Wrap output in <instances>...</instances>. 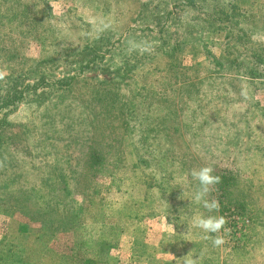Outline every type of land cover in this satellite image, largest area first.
<instances>
[{
	"label": "rangeland",
	"instance_id": "rangeland-1",
	"mask_svg": "<svg viewBox=\"0 0 264 264\" xmlns=\"http://www.w3.org/2000/svg\"><path fill=\"white\" fill-rule=\"evenodd\" d=\"M150 1L0 0V77L54 75L44 59L128 33ZM240 15L264 43V0L242 4ZM235 71L209 72L191 46L118 83L77 79L59 99H29L0 136V264H264V70L258 82ZM84 139L107 155L88 191L79 195L84 179L69 174L63 192L50 165L83 168ZM205 166L219 177L205 197L218 203L211 212L193 200L191 172ZM45 178L20 204L21 183ZM65 207L76 228L50 215ZM195 215L224 217L212 234L222 245L192 226Z\"/></svg>",
	"mask_w": 264,
	"mask_h": 264
},
{
	"label": "trees",
	"instance_id": "trees-1",
	"mask_svg": "<svg viewBox=\"0 0 264 264\" xmlns=\"http://www.w3.org/2000/svg\"><path fill=\"white\" fill-rule=\"evenodd\" d=\"M248 1L251 2L153 0L139 6L132 22L134 28L128 33L118 36L104 33L87 42L79 51L57 53L44 59L42 63L49 65V69L55 72L54 75L48 70H42L40 73H31L29 77L22 74L0 77V136L10 126L8 118L31 98L39 103L59 99L77 79L90 77L99 80L101 85L118 83L140 70L154 57L174 58L191 46L198 47L203 53L209 72L220 74L235 69L242 77L258 82L263 77L258 70H264V43L254 41L252 33L242 27L247 18L240 15V7ZM183 15L188 16V19L183 20ZM218 36L223 41L216 40ZM144 44L149 45L147 53L136 49L138 45ZM215 53L219 57H215ZM57 62L63 66L57 68ZM90 141L91 139H84L85 150L81 144L82 155L78 164L83 168L77 170L63 162H60L63 168L56 167L58 162L50 165L51 174L56 180L54 184L63 187V192H67L64 179L69 174L71 178L76 176L77 180H85L80 184L79 195L90 188L97 166L103 163L107 155L100 153L92 144L89 145ZM38 166L40 164L36 165ZM85 173L91 178H87ZM46 175L49 176V171ZM46 178L25 188L22 186L25 183H21L19 195H16L19 203H23L20 200L25 189L34 190L33 187L37 186L38 189L42 184L47 185L50 180ZM57 197L56 194L54 198ZM1 200L3 199L0 198V204ZM72 207H65L60 213L55 209L50 211V215L56 217L64 230L76 226V217L70 215L74 209Z\"/></svg>",
	"mask_w": 264,
	"mask_h": 264
},
{
	"label": "clouds",
	"instance_id": "clouds-1",
	"mask_svg": "<svg viewBox=\"0 0 264 264\" xmlns=\"http://www.w3.org/2000/svg\"><path fill=\"white\" fill-rule=\"evenodd\" d=\"M191 176L199 185V189L193 194V200L201 202L203 207L210 212L218 209L217 201H209L205 198L210 192L211 187L219 183V177L213 175V169L207 166L201 167L198 170L194 169L191 172ZM190 223L193 227L200 229L204 233L205 239L211 238L214 247H218L224 243L221 237L212 235L219 233L225 225L223 216L209 215L205 217L203 215H195L191 218ZM185 264H195V261L193 259H186Z\"/></svg>",
	"mask_w": 264,
	"mask_h": 264
}]
</instances>
